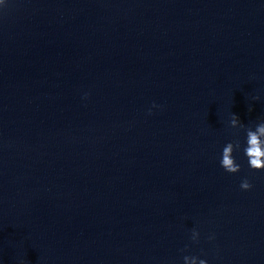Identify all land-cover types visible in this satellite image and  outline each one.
I'll return each instance as SVG.
<instances>
[{
	"label": "clouds",
	"instance_id": "9594fccd",
	"mask_svg": "<svg viewBox=\"0 0 264 264\" xmlns=\"http://www.w3.org/2000/svg\"><path fill=\"white\" fill-rule=\"evenodd\" d=\"M6 7V0H0V9ZM87 94H85V98ZM153 107L157 105L153 104ZM251 111V108L249 109ZM151 110H149V115ZM229 126L233 129L243 130L246 134L245 146L243 148L244 155L247 159L248 166L255 171H264V120L256 123L254 128L252 126L242 123L239 117L232 113L229 121ZM241 148L239 140L228 142L222 149L220 165L225 172L235 174L241 171V165L237 162L234 152ZM253 187L252 183L244 178L240 183L242 190L248 191ZM200 232L193 228L190 239L192 242L198 243ZM214 237L210 236L209 239ZM183 264H207L204 259H199L197 256H183Z\"/></svg>",
	"mask_w": 264,
	"mask_h": 264
}]
</instances>
